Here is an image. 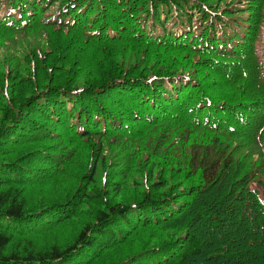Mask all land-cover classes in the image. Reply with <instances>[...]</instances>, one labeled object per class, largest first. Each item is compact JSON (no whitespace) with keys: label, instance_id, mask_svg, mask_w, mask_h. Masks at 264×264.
Listing matches in <instances>:
<instances>
[{"label":"trees","instance_id":"1","mask_svg":"<svg viewBox=\"0 0 264 264\" xmlns=\"http://www.w3.org/2000/svg\"><path fill=\"white\" fill-rule=\"evenodd\" d=\"M264 0H0V264H264Z\"/></svg>","mask_w":264,"mask_h":264},{"label":"rangeland","instance_id":"2","mask_svg":"<svg viewBox=\"0 0 264 264\" xmlns=\"http://www.w3.org/2000/svg\"><path fill=\"white\" fill-rule=\"evenodd\" d=\"M263 39H264V35H263ZM260 52H261V55H263L264 54V49H262Z\"/></svg>","mask_w":264,"mask_h":264}]
</instances>
